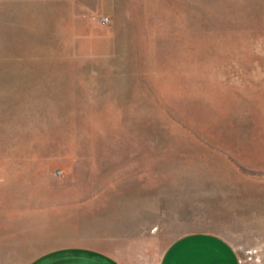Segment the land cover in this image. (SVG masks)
I'll return each instance as SVG.
<instances>
[{
  "label": "rangeland",
  "instance_id": "374dc122",
  "mask_svg": "<svg viewBox=\"0 0 264 264\" xmlns=\"http://www.w3.org/2000/svg\"><path fill=\"white\" fill-rule=\"evenodd\" d=\"M191 232L264 264V0L0 4V264Z\"/></svg>",
  "mask_w": 264,
  "mask_h": 264
},
{
  "label": "crops",
  "instance_id": "0c3cea01",
  "mask_svg": "<svg viewBox=\"0 0 264 264\" xmlns=\"http://www.w3.org/2000/svg\"><path fill=\"white\" fill-rule=\"evenodd\" d=\"M26 3L0 0V4ZM25 264H125L115 255L86 246H65L37 254ZM159 264H241L235 248L223 237L191 232L175 239L163 252Z\"/></svg>",
  "mask_w": 264,
  "mask_h": 264
}]
</instances>
